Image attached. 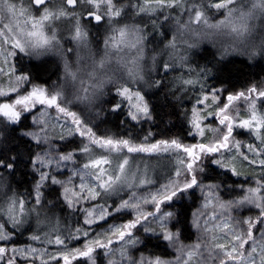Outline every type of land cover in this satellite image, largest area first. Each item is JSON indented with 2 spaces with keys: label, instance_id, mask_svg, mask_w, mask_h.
I'll list each match as a JSON object with an SVG mask.
<instances>
[{
  "label": "snow or ice",
  "instance_id": "6c2138e0",
  "mask_svg": "<svg viewBox=\"0 0 264 264\" xmlns=\"http://www.w3.org/2000/svg\"><path fill=\"white\" fill-rule=\"evenodd\" d=\"M237 57L264 68V0H0V264H264Z\"/></svg>",
  "mask_w": 264,
  "mask_h": 264
},
{
  "label": "trees",
  "instance_id": "16d2710c",
  "mask_svg": "<svg viewBox=\"0 0 264 264\" xmlns=\"http://www.w3.org/2000/svg\"><path fill=\"white\" fill-rule=\"evenodd\" d=\"M235 71L233 72V83L242 85L248 79H259L264 76V68L261 66H250L248 62L242 57H237L234 65ZM175 119V117H173ZM115 121H109L107 124L102 126L103 129H109L111 132H117L115 128ZM107 127V128H106ZM173 135H182L179 125L173 129Z\"/></svg>",
  "mask_w": 264,
  "mask_h": 264
},
{
  "label": "rangeland",
  "instance_id": "374dc122",
  "mask_svg": "<svg viewBox=\"0 0 264 264\" xmlns=\"http://www.w3.org/2000/svg\"><path fill=\"white\" fill-rule=\"evenodd\" d=\"M239 111H240L241 115H245L246 114V109L244 107H241L239 109ZM237 138L245 140V141H247L249 139V137H247V136H240V137H237ZM151 163L153 165H155L157 162L155 160H153V161H151ZM160 163H161V165H163L164 163H167V162L166 161H161ZM244 169H245L246 174H249L250 176L253 174V171H255L256 174H258L259 171H260L258 168L253 170L251 168H248L246 165L244 166ZM249 182L251 183V180Z\"/></svg>",
  "mask_w": 264,
  "mask_h": 264
},
{
  "label": "bare ground",
  "instance_id": "6f19581e",
  "mask_svg": "<svg viewBox=\"0 0 264 264\" xmlns=\"http://www.w3.org/2000/svg\"><path fill=\"white\" fill-rule=\"evenodd\" d=\"M107 128V127H106ZM109 130V129H108Z\"/></svg>",
  "mask_w": 264,
  "mask_h": 264
}]
</instances>
